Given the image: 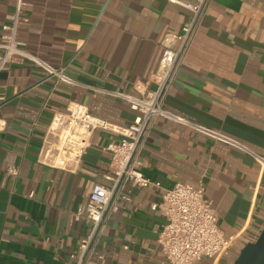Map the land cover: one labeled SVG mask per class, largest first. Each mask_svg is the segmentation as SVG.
Masks as SVG:
<instances>
[{
  "label": "crops",
  "instance_id": "1",
  "mask_svg": "<svg viewBox=\"0 0 264 264\" xmlns=\"http://www.w3.org/2000/svg\"><path fill=\"white\" fill-rule=\"evenodd\" d=\"M18 0H0V40ZM18 40L63 69L75 85L58 83L29 60L17 59L0 75V264H75L90 225L74 214L93 187H111L118 136L97 130L80 170L69 173L40 162L55 113L76 104L128 126V103L97 90L141 97L159 82L164 38L176 36L192 0H24ZM165 110L231 137L264 156V0H209L179 70L164 98ZM139 170L153 185H123L118 213L107 222L96 252L104 264H170L158 236L166 223L165 190L202 186L219 229L237 236L228 251L198 264H233L264 229V167L246 151L214 141L165 118L146 137ZM19 171L14 176L9 167ZM158 183L159 186L154 184Z\"/></svg>",
  "mask_w": 264,
  "mask_h": 264
},
{
  "label": "built area",
  "instance_id": "2",
  "mask_svg": "<svg viewBox=\"0 0 264 264\" xmlns=\"http://www.w3.org/2000/svg\"><path fill=\"white\" fill-rule=\"evenodd\" d=\"M168 1L181 4L178 0ZM208 1L192 0L190 3L182 4L192 12L193 16L183 27L177 47L173 46L176 36L168 35L164 38L162 74L154 91L137 97L120 91L97 90L129 104L130 109L137 113L136 119L130 125L114 124L92 114L87 106L81 104L68 107L66 112L54 114L40 151V162L50 168L69 173L78 172L83 157L92 145L93 133L97 130L119 137L117 141L110 142L107 146V150L112 153V165L111 173L106 175V179L112 181L113 185L106 187L96 184L89 201L81 205L73 216L75 221L86 219L90 225V230L80 244L78 253L71 255L75 264L105 263L104 256L96 252V246L110 217L119 212L120 200L131 201V198L122 196L123 185L127 182L142 188L153 185L152 181L142 174L139 167L146 137L158 118L162 117L187 125L214 141L249 152L264 167V156L250 152L239 141L201 125L190 123L163 107L167 90L179 70L183 55ZM27 5L24 0H18L14 13L8 16L10 23L4 26L5 33L0 40V75L17 59H22L33 62L58 83L75 85V81L65 74L63 69L55 68L29 53L25 49V44L18 40L21 15ZM8 173L16 176L19 171L11 166L8 168ZM154 185L159 186L158 183ZM152 209H160L166 218V223L158 236V242L170 264H198L204 258L222 256L237 240V236H226L219 229L212 202L204 198V189L201 185L177 184L165 190L163 201L152 205Z\"/></svg>",
  "mask_w": 264,
  "mask_h": 264
},
{
  "label": "water",
  "instance_id": "3",
  "mask_svg": "<svg viewBox=\"0 0 264 264\" xmlns=\"http://www.w3.org/2000/svg\"><path fill=\"white\" fill-rule=\"evenodd\" d=\"M233 264H264V229L255 242L242 248Z\"/></svg>",
  "mask_w": 264,
  "mask_h": 264
}]
</instances>
